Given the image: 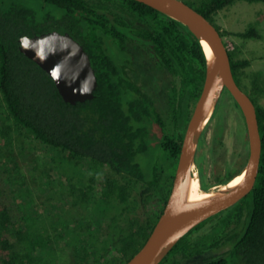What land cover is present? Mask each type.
Masks as SVG:
<instances>
[{"label": "trees", "instance_id": "obj_1", "mask_svg": "<svg viewBox=\"0 0 264 264\" xmlns=\"http://www.w3.org/2000/svg\"><path fill=\"white\" fill-rule=\"evenodd\" d=\"M184 1L214 23L213 14L235 0ZM214 25L223 36L220 27ZM55 29L70 33L88 53L97 79L91 98L65 101L51 76L20 50L21 36ZM234 34L260 36L254 24ZM130 47L140 49L176 79L179 87L170 89L166 116L134 79ZM228 53L233 76L243 88L244 67L250 61ZM205 68V53L191 31L138 0H0V115L6 113L17 127L81 168L66 174L72 192H77L71 206L63 213L49 210L41 214L28 210L25 189H11L20 186L21 176L0 160V176L6 185L0 183V264H125L162 212L192 111L180 124V98L186 91L195 103ZM251 77L256 85L257 77ZM249 95L256 105L261 136L256 181L249 193L226 209L237 216L236 225L219 240L229 242L228 250L195 264H264V106L256 104L252 93ZM215 112L216 106L211 118ZM106 169L112 177L102 181V192L97 194L90 185ZM234 174L228 172L214 182L205 181L200 174L201 188L225 183ZM114 176L125 182L118 183ZM134 189H138L137 197L131 196ZM6 192L10 193L8 204ZM111 196L124 207L110 216L101 209L98 214L97 207L108 203L106 199ZM159 198L160 207L150 215L145 201ZM143 204L139 215L131 214ZM210 218L182 236L158 264L186 249L192 231ZM103 219L106 223H101ZM58 239L63 245L53 244Z\"/></svg>", "mask_w": 264, "mask_h": 264}, {"label": "rangeland", "instance_id": "obj_2", "mask_svg": "<svg viewBox=\"0 0 264 264\" xmlns=\"http://www.w3.org/2000/svg\"><path fill=\"white\" fill-rule=\"evenodd\" d=\"M212 17V21L222 30L227 49L236 59L250 61L249 65L244 67L243 88L252 93L257 105L264 106V2L235 0L216 11ZM249 24L257 27L259 37L244 38L234 34L236 31L244 30ZM130 51L134 57L132 71L134 79L155 100L158 111L166 116L170 89L173 86L179 87L176 79L168 71L157 67L137 47H130ZM251 75L257 77L258 85L252 84ZM180 103L182 124L187 112L193 109L194 103L186 91L182 93ZM218 103L217 113L215 112L212 118L210 116L206 122L196 145V150L203 154L200 159L207 172V182L221 178L224 175L225 164L229 165V173L236 174L243 167L248 153L247 135L240 109L233 103L228 92L220 94ZM0 160L3 161L4 167H13L16 171L12 172L21 176L20 186H12L11 189L22 188L27 191L24 200L28 203V210L31 213L45 214L49 210L63 213L77 197V192H72L67 175L79 172L80 164L77 165L73 159L59 150L39 142L26 129L17 127L6 113L0 115ZM84 167L87 169L89 163ZM194 170L201 187V173L197 165ZM110 174L107 169L98 173L95 182L90 185L95 193L102 192V181L106 177L111 178ZM114 178L118 183L125 182L122 177ZM0 183L6 186L2 177ZM221 185L222 183H214L206 190H217ZM131 194L132 197H137L138 189H134ZM9 199L10 193L6 192L4 200L7 204ZM106 200L108 203H101L97 207L98 214L101 209L106 216H110L117 214L118 210L124 207L123 202L117 201L113 196ZM145 202V205H148L145 208L150 215L156 212L161 204L160 198ZM131 204L130 201L129 205ZM142 210L144 204L135 207L131 214L139 215ZM220 213L211 216L200 228L192 231L188 237L191 244L175 253L164 264H195L205 258L223 255L229 248V242L219 240L226 231L236 225L237 216L233 210L224 209ZM106 221L103 219L101 223ZM53 244L63 245V240H53Z\"/></svg>", "mask_w": 264, "mask_h": 264}, {"label": "water", "instance_id": "obj_3", "mask_svg": "<svg viewBox=\"0 0 264 264\" xmlns=\"http://www.w3.org/2000/svg\"><path fill=\"white\" fill-rule=\"evenodd\" d=\"M138 1L185 25L201 43L206 57L203 84L186 123L171 188L164 207L144 243L125 262V264H158L174 244L193 227L229 208L251 191L259 170L261 136L256 105L249 93L236 82L227 46L214 23L184 0ZM19 41L20 50L51 76L65 101L76 103L93 96L97 79L90 57L70 33L55 29L33 36L23 35ZM203 41L208 44L212 59H209ZM224 88L242 113L248 143L245 163L230 179L242 172L244 176L229 190L220 191L218 188L212 190L215 194L207 199L185 201L187 179L194 175L198 180L194 170L197 142Z\"/></svg>", "mask_w": 264, "mask_h": 264}, {"label": "bare ground", "instance_id": "obj_4", "mask_svg": "<svg viewBox=\"0 0 264 264\" xmlns=\"http://www.w3.org/2000/svg\"><path fill=\"white\" fill-rule=\"evenodd\" d=\"M203 45L205 47V50H206V53H207L209 59H212V53H211V50H210L208 44L205 41H203ZM225 97H227V96H225ZM243 176H244V172L238 173L232 179H230V181H228L225 184H222L219 187V190L220 191L229 190L230 188L237 185L241 181ZM214 194H215V192L207 191L206 189L200 188L197 178H195L193 175L187 179L186 187H185V196H184L185 201H195V200L207 199Z\"/></svg>", "mask_w": 264, "mask_h": 264}, {"label": "flooded vegetation", "instance_id": "obj_5", "mask_svg": "<svg viewBox=\"0 0 264 264\" xmlns=\"http://www.w3.org/2000/svg\"><path fill=\"white\" fill-rule=\"evenodd\" d=\"M180 119H181V113L179 115V122H180ZM200 138H201V136H200ZM202 155H201V153H199V150L198 149L197 150L195 149L194 159H195V163H196V165L198 167V171H199V173H201L203 175L204 180L205 181H208L206 169L202 165L201 159H200V157H202ZM228 167H229V165L228 164H225V166H224V175L221 178H223L228 173V171H229L228 170Z\"/></svg>", "mask_w": 264, "mask_h": 264}]
</instances>
